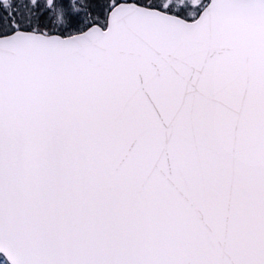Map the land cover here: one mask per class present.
<instances>
[{
    "label": "snow or ice",
    "instance_id": "obj_1",
    "mask_svg": "<svg viewBox=\"0 0 264 264\" xmlns=\"http://www.w3.org/2000/svg\"><path fill=\"white\" fill-rule=\"evenodd\" d=\"M0 264H264V0H0Z\"/></svg>",
    "mask_w": 264,
    "mask_h": 264
}]
</instances>
